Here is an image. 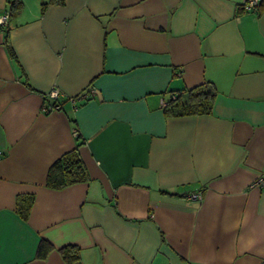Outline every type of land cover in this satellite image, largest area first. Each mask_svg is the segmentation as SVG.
<instances>
[{"label":"crops","instance_id":"1","mask_svg":"<svg viewBox=\"0 0 264 264\" xmlns=\"http://www.w3.org/2000/svg\"><path fill=\"white\" fill-rule=\"evenodd\" d=\"M19 1L0 24V264H65V245L81 264H264V1ZM202 83L210 114L166 116ZM73 150L87 181L48 188Z\"/></svg>","mask_w":264,"mask_h":264},{"label":"trees","instance_id":"2","mask_svg":"<svg viewBox=\"0 0 264 264\" xmlns=\"http://www.w3.org/2000/svg\"><path fill=\"white\" fill-rule=\"evenodd\" d=\"M48 2H59V0H49ZM20 6L21 2L19 0H10L8 16L14 14ZM182 94L171 96L164 107L166 116H200L211 113L216 96V91L211 84L202 83L196 87L186 89L184 94ZM182 96L184 97L182 98ZM87 179L86 169L77 151L73 150L64 154L48 168L45 184L51 189H61L74 183L87 181ZM32 203V195L18 196L16 198L15 209L22 219L26 220L28 218ZM53 250L54 248L48 241L41 239L38 243L35 257L44 260ZM57 251L65 264H81L80 250L76 245H65L57 249Z\"/></svg>","mask_w":264,"mask_h":264},{"label":"built area","instance_id":"3","mask_svg":"<svg viewBox=\"0 0 264 264\" xmlns=\"http://www.w3.org/2000/svg\"><path fill=\"white\" fill-rule=\"evenodd\" d=\"M261 3V0H244L242 3V9L244 11H255L258 9L259 5ZM8 18V13L6 12L3 16L0 17V24L4 25L6 23V20ZM59 95V91L56 88L50 89V91L47 93L48 98L51 100H56ZM93 95V90H89L86 92L84 95L77 96L76 99H82L86 97H91ZM75 98L71 99V101L74 103L76 101ZM167 103H165L163 100L161 101V106L165 107ZM59 108V105L56 104H49L48 106L45 107V111H51V110H56ZM1 151H0V156H1ZM253 185L256 186H264V175H262L256 182L253 183ZM188 199H200V195L195 194V193H190L187 195Z\"/></svg>","mask_w":264,"mask_h":264}]
</instances>
